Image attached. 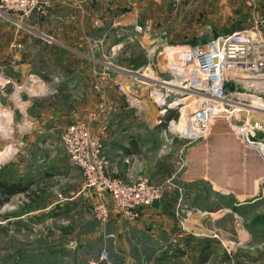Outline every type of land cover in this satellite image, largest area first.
Masks as SVG:
<instances>
[{"label":"crops","instance_id":"0c3cea01","mask_svg":"<svg viewBox=\"0 0 264 264\" xmlns=\"http://www.w3.org/2000/svg\"><path fill=\"white\" fill-rule=\"evenodd\" d=\"M263 8L264 0H51L49 13L41 16L44 28L49 32L47 34L50 39L46 40L53 49L47 58L62 59V73L53 76L49 71L34 69L32 57L24 49L25 45L34 41V36L23 34V29L28 25L24 19L37 23L40 17L18 16L22 30H16L15 38L6 40L5 43L9 44L10 48L12 44L20 47V51L11 56L16 63L15 69L14 72L4 74L2 88L7 89L11 84L16 86V108L20 109V113H24L23 107L27 110L40 98L35 97L38 94H33L35 90L45 89L51 92L59 88L60 81L64 83V60L67 59L66 67L69 68L71 46L79 42H90L95 44V49L81 48L76 51V56L84 62L88 59L92 70L91 77L108 91L110 78L115 75L120 78L114 61L120 49L112 47L127 40L137 25L153 26L151 38L138 35L137 41L149 46L153 44L155 49L159 45L158 42L162 41L198 43L199 31L211 27L210 21L223 26L227 21L237 19L240 13L246 14L248 10L251 15V24L248 26L250 27ZM241 25L243 26L242 23ZM162 28L168 30L166 41L159 38ZM10 54L11 51L5 52V55ZM60 88L65 90L64 86ZM106 98L107 113L97 115L91 123L92 129L101 135L103 142L105 139V153L112 162L109 171L119 169L120 175L129 180L132 175L144 174L148 165L151 168L152 163L148 164L142 154L155 148L157 143L151 140L157 139L154 136L156 133L147 130L142 132V129L133 131L136 128L133 126V120L121 114L125 106L123 101L121 103L114 100L112 95ZM133 105L131 103V106ZM56 106H52V110L47 112L52 121L70 109L64 105L61 108ZM30 111L35 115L33 109ZM33 115L31 118H37ZM215 132L208 138L184 146L187 149V162L184 166L188 170V179L184 182L186 187L201 188L198 192L207 188L213 194L230 195L233 191L245 196L244 198H263L264 170H260L253 160L242 158L239 152L237 157L233 156L234 162H230V141H234L236 145V140H228V134L224 131ZM127 159L129 163L126 162ZM157 161L155 158L154 163ZM91 192L95 196L93 205L102 200L107 201L111 210L110 218L99 221L93 212L92 214L82 211L76 222H70L68 219L69 224L62 229L61 236L62 251L68 253V257L63 261L55 260L56 215L50 210L51 204L11 216H2L1 210L9 202L2 205L0 235L3 240L0 247V264H21L20 256L29 251L32 259L29 264H87L89 258L99 256L104 251L110 255L109 264H264V221L252 234L245 232L246 227L243 232L237 227L232 231L228 221L233 219L238 223L235 214L239 217L244 214L230 209V196L225 197L227 204L216 206L211 200L210 207L204 209L206 214H199L190 210V207H196L192 197L180 196L179 199L172 200L167 194L153 206L143 208L137 221L129 222L108 193L104 197L101 191L97 190V194ZM75 198L76 196L73 199ZM178 201L181 204L184 202L183 209L179 212L172 210L173 203L176 206ZM184 218L187 220L182 227V221L179 220ZM260 218L264 220V214ZM12 220L16 222L14 225L10 224L7 230V223ZM19 220L27 224L21 225ZM236 234L238 238L232 242V236ZM40 235H44V243H37ZM259 236L261 242L252 245L253 240ZM20 237L26 238L28 242L25 243Z\"/></svg>","mask_w":264,"mask_h":264},{"label":"rangeland","instance_id":"374dc122","mask_svg":"<svg viewBox=\"0 0 264 264\" xmlns=\"http://www.w3.org/2000/svg\"><path fill=\"white\" fill-rule=\"evenodd\" d=\"M15 16L17 18H14ZM39 17V21L37 23L34 22L35 24L30 20H25L26 18L24 19L28 25L23 29V34L34 36V41L25 45L24 49L32 57L31 61L34 69L49 71L51 72L49 74L56 76L59 72L62 73L63 61L62 59L58 60L54 58L49 60L47 58L48 53L53 51V49L49 47L50 43L47 41L50 38L49 34H47L49 32L44 28L43 17ZM250 17L251 15L248 10L246 14L240 13L236 17L237 19H232L234 20L232 22L227 21L223 26L220 24L217 25L215 21H210L211 27L199 31V42L196 44L206 45L210 40L222 33L243 30L251 24ZM18 19L20 18L17 15L6 16L0 12V112L8 116L13 129L11 139L7 141L0 140V150H3L5 145H15L19 149L14 160L0 166V177L11 182L13 181L14 183L21 182L24 185L34 183L32 189L37 187V185L40 188L37 189L38 194L34 196L36 201H32L25 194H16L11 197L9 203L1 210L3 212L2 216H11L17 213H25L35 208L41 209L43 206L51 204L50 210L56 215L54 220L56 228V237L54 240L56 244L55 260L63 261V259L65 260L68 257V253L62 251L61 247L62 229L66 228V225L69 224H67V220L70 219V222H76V218L82 211L92 213L95 196L91 191L97 194L96 188L86 186L81 169L71 162L62 145L61 133L65 126L75 121H89L92 113L97 112L99 106L102 103L105 104L106 97H111V95L114 100H118L121 103L123 101L125 106L124 108L122 107L121 114L133 120V126L136 127L133 131L138 132L142 129L140 130L142 132L147 130L156 133L154 136L157 139L152 138L151 142H156L157 145H155L154 149L144 151L142 156L148 164L149 162L152 163L151 168L148 165L143 173L154 180L155 183L163 186L164 193L159 200H162L167 194L171 196L172 200H175L174 198L179 199L180 196H184V198L192 197L193 205H195V202L196 207H190V210H194L199 214H206L204 209L210 207L211 200L214 201L216 206L223 203L227 204L225 197L230 196V209L236 212L241 211L244 214L241 217L235 214L240 223H235L233 219L228 221V226L232 231L234 227H237L240 228V232H243L245 231L244 227H246L248 231L246 230L245 232L252 234L256 230V227L264 221L260 218L264 214V197L257 200L254 197L248 196L244 198L245 196L238 195L233 191L230 192V195H222L221 193L213 194L207 188L202 192H198V189L201 188H188L184 183L188 179V174H186L188 170L184 167L187 162V149L184 146L208 138L211 134L216 133L215 131H224L228 134V140L229 138L230 140L233 138L244 145L235 136L231 127L238 118L245 119L248 115L246 110L251 111L249 114L251 122L262 126V129L255 130V134L256 138L264 141V138H261L264 136V98L261 100L256 96L253 97L250 95L251 92L245 88L247 78L231 74V79L225 87V96L227 99H230V102L224 100V103L220 104L223 100H214V102L210 103V107L217 108L220 112L224 109L232 112V118L214 120L211 134L206 137H191L188 129V122L192 117L191 113L194 109L203 106L204 101L208 102L209 98L206 99L208 96L177 87L181 84V79L175 76V73L171 71L172 69H170L171 67L169 65L171 54L174 55L177 49L169 48L165 50L162 42H158L159 45L154 49L153 44L149 46L146 43L144 44V42L133 41L132 48L136 54H146L148 62L151 64L140 68L120 65L124 67L123 69H118L120 78L118 79L116 75L112 76L108 86L109 90L107 91V89L105 90L100 86L99 81L91 77L90 73L92 70H90L88 65V59L84 62L76 56V51H79L81 48L94 50L95 47L93 45L95 44L79 42L72 45L70 50L68 49L71 52V58L69 68L66 67L67 59L65 58L64 60V83L60 81L58 83L59 88L51 92L45 89L35 90L33 94H38L35 97L40 98L38 100L36 98L35 105L29 107L27 110L23 107L24 113H20V109L16 108L17 102H15L16 86L11 84L7 89L2 88L4 74L6 72H14L15 69L16 63H14V58L11 56L13 54L15 56L16 52L20 51V47L12 44L10 48L9 44L5 43L6 40L15 38L16 30H22L19 26L21 20L18 22ZM245 24L247 25L245 26ZM168 43L166 44L168 46L182 44L177 42ZM60 50L68 51L67 49ZM151 50L153 51L151 52ZM6 51H11L12 54L5 55ZM125 51L118 50L116 58L114 59L115 63L118 57L122 59L130 53L129 50ZM116 64L119 65L118 63ZM119 83L124 84L125 91L118 88ZM184 84L185 82L182 85ZM63 86L65 90L60 88ZM178 100L183 101L178 104L173 103V101ZM134 102H137L138 105L136 106ZM131 103L134 105L131 106ZM140 104H142V107H140ZM243 104L248 106H244ZM63 105L65 107L68 106L70 109L65 111L64 115L60 114L52 121L47 112L52 110V106L61 108ZM185 105H188L187 116L181 118V110L184 109ZM105 106L108 108L107 102ZM31 109L34 110L37 118H31L33 115V112L30 111ZM170 114H178V117L174 118L176 123H171V119L167 120V116ZM233 142L230 141L232 145L230 155L237 157L238 149ZM231 156L229 160L230 162H234L235 157L232 158ZM155 158L158 160L156 163H154ZM74 196H76L75 199H73ZM84 199L86 200L84 201ZM183 204L184 202L181 204L178 201L175 206L173 203L172 210L181 211ZM40 218L41 215L38 217L39 221L41 220ZM186 220V218L179 220V222L182 221V227L185 226ZM15 222V220L9 221L7 223V230L9 225H14ZM19 222L21 225L23 223L27 224L23 220H19ZM43 233L45 234V229H43ZM232 237V242H234L238 238V235L236 234V236ZM21 238L25 243L28 242L26 238ZM44 238V235L43 237L40 235L37 243H44ZM260 238L261 236L254 239L252 245L261 242ZM2 240L3 236L0 235V247L2 246ZM28 253L30 254V251ZM28 253L25 252L24 255L20 256L21 264H29L32 261ZM59 264L61 263L59 262Z\"/></svg>","mask_w":264,"mask_h":264},{"label":"built area","instance_id":"2783aa9c","mask_svg":"<svg viewBox=\"0 0 264 264\" xmlns=\"http://www.w3.org/2000/svg\"><path fill=\"white\" fill-rule=\"evenodd\" d=\"M50 7L51 0H0V12L6 16H45L49 13ZM152 29L153 26L149 24L137 25L127 41H136L138 35L151 38ZM254 33H256V38L253 37ZM167 36V28L160 29L159 38L166 41ZM162 44L165 50L177 49L169 59L171 71L181 79V84L177 87L208 96L206 99L209 98L208 102L205 101L203 106L194 109L191 113L192 117L188 122L191 137H206L211 134L214 120L232 118V112L229 110L224 109L220 112L219 109L210 107V103L214 100H223L220 104H223L224 100L230 102V99L225 96V87L231 79V74L247 78V83L252 89H249L246 83L245 88L251 92L250 95L263 100L264 8L253 20L252 26L240 31L222 33L206 45L182 43L177 46H168L167 42L163 41ZM123 45L124 42L112 48L121 49ZM117 68L123 69L124 67L117 65ZM184 82L185 84L182 85ZM118 88L126 90L124 84L121 83L118 84ZM134 103L138 105L137 102ZM246 111L248 115L245 119L238 118L232 124L231 129L245 146L257 149L264 157V141L256 138L255 134V130L262 129V126L251 122L249 115L251 111ZM105 112H107V107L102 103L98 111L92 113L89 121L78 120L66 126L61 133V142L71 162L81 169L86 186L96 188L98 191H106L124 218L129 222H135L140 217L143 208L152 206L162 197L163 186L144 174L132 175L129 180H126L120 175L119 169L109 171L112 165L111 159L105 153L101 135L91 126V121L98 114ZM180 116L181 118L187 116L186 110L182 109ZM170 122L176 123V120L171 119ZM126 162L129 163V160L127 159ZM93 212L97 219L103 221L108 220L111 214L110 206L104 200L94 205ZM109 261L110 255L104 251L99 256L89 259L88 264H109Z\"/></svg>","mask_w":264,"mask_h":264},{"label":"trees","instance_id":"16d2710c","mask_svg":"<svg viewBox=\"0 0 264 264\" xmlns=\"http://www.w3.org/2000/svg\"><path fill=\"white\" fill-rule=\"evenodd\" d=\"M132 44L133 42H129L127 40L124 41V45L122 46L121 50H129L130 53L125 58L120 59V57H118L116 59V63H118L119 65H127L128 67L135 68H140L142 66L147 65L148 59L146 54H136V52L132 48ZM193 44L196 43L194 42ZM177 117L178 114H170L169 116H167V120L174 119ZM33 185L34 183L24 185L21 182L14 183L13 181L11 182L6 179L0 178V207L5 203L9 202L11 197L17 193H25L26 197L32 199V201H36L34 196L35 194H38L37 189L40 188V186L37 185V187L32 189Z\"/></svg>","mask_w":264,"mask_h":264},{"label":"clouds","instance_id":"9594fccd","mask_svg":"<svg viewBox=\"0 0 264 264\" xmlns=\"http://www.w3.org/2000/svg\"><path fill=\"white\" fill-rule=\"evenodd\" d=\"M13 129L11 127V121L8 116L3 112H0V140L7 141L11 139ZM19 151L15 145H5L3 150H0V166H3L15 159L17 152Z\"/></svg>","mask_w":264,"mask_h":264},{"label":"water","instance_id":"95a60500","mask_svg":"<svg viewBox=\"0 0 264 264\" xmlns=\"http://www.w3.org/2000/svg\"><path fill=\"white\" fill-rule=\"evenodd\" d=\"M253 37L256 38V33L253 34ZM246 86H248L249 89H252V87L250 88V85H248V83H246ZM235 146H237L238 152L240 153L242 158L253 160L259 166L260 170H264V158L257 149L244 146L237 141ZM101 193L104 197L106 196V191L101 190Z\"/></svg>","mask_w":264,"mask_h":264},{"label":"bare ground","instance_id":"6f19581e","mask_svg":"<svg viewBox=\"0 0 264 264\" xmlns=\"http://www.w3.org/2000/svg\"><path fill=\"white\" fill-rule=\"evenodd\" d=\"M185 97H187V96H185ZM184 97V98H185ZM183 101V100H182ZM182 101H180V100H178V101H175V104H178L179 102L181 103ZM191 101V100H190ZM259 101V100H258ZM205 102V101H204ZM183 108V107H182ZM187 108H188V105H185V107H184V110H186V114H187ZM188 114H190V113H188Z\"/></svg>","mask_w":264,"mask_h":264}]
</instances>
